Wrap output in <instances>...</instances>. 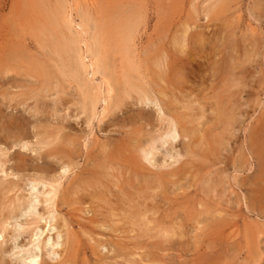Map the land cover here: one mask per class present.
Here are the masks:
<instances>
[{
	"label": "rangeland",
	"instance_id": "obj_1",
	"mask_svg": "<svg viewBox=\"0 0 264 264\" xmlns=\"http://www.w3.org/2000/svg\"><path fill=\"white\" fill-rule=\"evenodd\" d=\"M42 1L45 6L49 7H53V5L55 4L54 2H56V0ZM68 3H70L69 6L71 10V18L73 17V23L79 21L77 19L79 18V11L77 7L80 8L81 4V9H85L86 11L88 10L87 12H89L88 14L91 15V18H93L95 21L97 20V23L99 22V24L103 22V19L111 20L112 22V20H114L116 16H130V19H132L135 23V30L133 35V38L135 39H133L134 44L132 45V50L133 53L138 57L136 58L137 60L135 59L138 70L136 69V71L132 75H141L140 73L145 75L148 74L146 75V78L149 81V87L151 86L154 92H156V90L158 91L160 88H162L161 91H165L166 96L161 98V105L169 106L170 110H173H171L172 114H176L177 116H179L178 118L183 122L180 124V128L183 129H179V133H181V136L175 139L176 143L175 141L173 143L176 145V148H183V150H187L189 153L185 157H181L178 162L170 163L169 165L167 164L170 162V159L167 156L163 155V148H161L162 152L160 151L155 154L154 157L157 158L152 162L153 164L151 163V161L155 158H153L150 161L151 164H149L146 161L144 162V160L139 157L138 146L143 144L149 135H155L160 123L158 120L159 111H157V105L154 106V104H151L152 102L147 103L149 106L146 107L147 104H145L144 106V103L143 105L142 103H133L132 101L134 100L126 98L127 101H131V103L122 106L121 111H110L106 113L107 115H104V117L98 120L99 111L102 106V102L99 101L98 103H96V105H98L97 107H95V112H97L95 114V117L93 116L91 118V120L89 121L90 123L88 122L87 124H85L86 114L84 115V113H81L74 116L75 110H72L73 106H70V109L72 110L71 114L73 115L69 116V118L66 117L67 115L64 116L68 113V110H63L65 114L63 113V111L61 112L63 116L59 112V116H61L59 117L58 112L52 114L50 113V115H48L49 111L48 109H45V112H42L44 114L34 113L32 109L26 107L27 104H33V99L28 96L30 92L27 91L29 89L31 91V88L40 87V82L37 81L40 79V76L36 75V73L35 75L38 77L37 80L33 75L20 76L18 78L16 77L17 75H15V73H9L10 75L2 77L0 79V148H7L8 152L6 157H8V160L2 166L3 169L7 167V169H5V172H1L0 170V181H14V183L19 184V189H16V187L13 190V193L8 192L6 194V198L15 197L16 194L22 195V193H24L23 196L26 198V196L28 195V186L25 184L27 182L24 181H28V179L35 177L37 174H41V172L43 173L42 175H45L46 172H48L46 176L48 178L59 177V175H61L59 173L61 170V163L58 160V156L63 154V151L69 150L68 152H70L69 154L72 166L69 169V172L67 171L64 174L65 177L63 175V177L60 178L61 184L58 189L59 192H57V207L56 211H54L53 213L55 219L52 218L49 221V224L51 223L56 228H54L53 231L50 230L52 235L50 234V232H48L49 230H47L44 231L41 236H45V238L47 236H50L52 238L53 236H56V233H59V238L56 239V237H53V240L58 241L60 239L58 243L62 241L61 243H59L62 247L64 246L65 241L64 236H66V245H68L67 249H69L70 251H66L67 253H69L64 254L63 256L60 255L59 258L51 257V259H49L42 247L41 263L39 264H49L51 260V264H58L56 263L57 259L58 261H61L62 259H64V261L66 260V262L62 264H132V262H134L133 264H264V159L260 169L258 167L259 164L257 160L258 151L261 152L262 157L264 158V151H262L264 150V0H224V2L222 3H220L219 0H68ZM76 3H78L79 5ZM38 4L39 0H0V55L1 53L4 54L9 51L20 52L24 60H27L29 57H36L40 59L39 61H44L42 62L43 65H49L47 67L49 69L51 68L50 70H53L55 72V70H57L56 66H58L57 56L54 53L53 55L55 56H52L51 50L50 48H48L50 47L48 42L45 43L44 41L53 40L57 32L49 31L48 29L45 30L46 33L44 32V30L40 31L43 27H40L41 25H43V17L41 15L42 13L40 11V8L38 7ZM75 4L77 5V7H75ZM87 7H89V9H87ZM118 14L121 15L119 16ZM183 24H187L189 28L186 33L187 52H184V55L183 53L175 51L172 44L173 36L180 32L181 26ZM73 28L76 29V26L74 25ZM88 33L90 34L91 31L88 30ZM89 34L86 35L89 36ZM137 36H139V38H137ZM48 37L50 40L48 39ZM136 39H139V41H136ZM198 41H200L201 43H198ZM189 43L194 44H191V46L189 45ZM47 44L48 47L46 46ZM235 44H237V46ZM9 46L11 47L9 48ZM79 46L83 48L81 44ZM149 46L151 48H149ZM234 46H236L237 49ZM138 48L140 49L137 51ZM45 49L47 52L45 51ZM27 50L29 53L26 52ZM31 50L32 52L34 51L33 54L32 52H30ZM156 50L158 52H160L161 50H166V53L169 52L167 61L171 62L172 65V72L169 73V77H171V79H178V84L171 83L169 85H166L162 82H159V84H157L158 82L156 81H150L152 80L154 74H152V68L149 66V63L152 58V54L156 52ZM40 55L48 56V59H46L45 57H40ZM104 55L107 58V64L102 70L103 72L100 70L99 73L95 74V77L94 75L92 76L93 78L89 76V71L86 74L82 72L83 74L81 73V75L83 77L80 76L78 79H70L69 83L68 81H65V78H63L61 74H59V76L57 77L55 76L54 80L58 82V85L60 86V84H62L64 86V91H62L63 93H60L65 95V93L67 92L66 94L69 95L65 96H67L68 98L70 97L74 101L77 100L80 102L81 93L78 91L79 85L87 79L88 80L86 82L90 83L89 85H97L98 80L101 82L102 74V76H104L105 78L107 77L109 82L113 84V100H115L117 97L122 98L123 92L121 87L114 86L115 79L117 78V76H119V73L117 71L120 72V70H118V68L120 67L118 66L120 65L119 55L113 52V48L111 49L109 45L106 46ZM243 55L244 58H241L243 57ZM90 57L89 55H86V58H84L85 61L87 60L86 63L89 62L88 58L91 60ZM232 58L233 60L235 59L237 61L236 62L234 60L236 64L240 63L243 59V75H240L242 74V72H239L240 74L237 73V75H230L231 73L228 72V63L232 61ZM45 60H47L48 62ZM68 60L69 63H73L75 57L71 55ZM220 62L223 65H221ZM140 65L142 67H140ZM221 66L224 69H227V71L225 70L227 74L224 73L225 71ZM225 66H227V68ZM188 69H192V71H188ZM138 71L141 72L138 73ZM175 71L177 72L175 73ZM236 71H239V69H235L234 72ZM244 72L247 73L245 74ZM224 74L228 76L226 77L224 76ZM175 75H177V77ZM239 75L241 80H239V77L238 79L237 77L234 78L235 76ZM138 76L133 77L132 81L134 83H139L138 79L140 78V76ZM241 76H243V78ZM29 77L32 78L30 79ZM17 79H19V82ZM229 79H231L232 83L235 81L236 84L229 83ZM238 80L241 82V85H239L240 82H236ZM28 83H36V85L33 84L28 86ZM150 83L154 88L152 87V85H150ZM73 84H75L74 87ZM184 85L186 90H184ZM174 86L175 88H173ZM24 87L27 89H25ZM222 88H224L225 90L223 89L222 91ZM199 89H201V91H204L200 92ZM18 91H20V93ZM48 92H41V101L44 103L48 102L47 104L49 105H56V101H53L54 97L57 96L56 92ZM220 92L223 93L218 94ZM175 94H178L177 97ZM179 94L182 96L181 98H179ZM183 94L185 95V97ZM200 94H203L204 97ZM21 95L22 97H20ZM187 95H189L190 99L193 100V102H191V105L190 102H187ZM12 96L13 98L17 97L18 100L17 98L13 99ZM199 97L204 102H202ZM214 97H216V99ZM43 99L45 100L43 101ZM174 99H178L177 102L174 101ZM180 99L184 101V104L182 100V104L179 103ZM219 99H221L220 104L218 102L220 101ZM223 100L226 102L224 103ZM18 102L19 104H16ZM175 102L177 103V105ZM186 104L189 105L187 106ZM212 105L215 112L212 110V108H210ZM140 108L143 110H141ZM196 108H200L204 113H202L203 117L199 119L200 121L197 120V113H199V111ZM212 111L214 115L211 114ZM236 114L238 117L236 116ZM151 116L152 118L155 117L153 118L154 120H152V118L151 120L147 119ZM156 116L158 117L156 118ZM213 118L214 122L212 121ZM232 118H235V120H233ZM219 119L222 120L219 121ZM223 119L226 122L223 121ZM10 121L21 123L22 125L24 124L21 127L22 129L20 130V135H24L22 142L25 139L27 140L24 147L13 145L14 139L12 138L14 129L11 128L10 130V128L8 127L9 125L7 126ZM136 121L138 122L136 123ZM148 122H150L152 125L154 124V128ZM219 122H221L222 124ZM223 122L225 124H227V122H230L229 126L227 125L226 128V125H224ZM147 123L148 127L150 126L149 128L146 126ZM202 124L203 126H201ZM216 125L217 128H213ZM198 127L199 129H197ZM229 128H231V130L233 129V132H231ZM58 129H61L63 131L60 132L61 130ZM224 129L226 134L224 133ZM191 130L193 131L192 133ZM136 131H138L139 134ZM256 132L257 135H255ZM40 133L45 135L43 141H49V144L45 145L43 144L44 142H42V144L35 143V140L40 136ZM202 133L204 137L202 136ZM194 134H196V136ZM56 136L58 138L64 137V141L62 140L60 142V139H58ZM210 136L211 138H209ZM258 136L262 138H260L259 140V147H257V149L256 146ZM53 138H55L56 141ZM199 139L201 143H198ZM224 139L226 141V144H224L225 141L224 143H222ZM188 140H190V143ZM210 140L213 142L211 143ZM204 141H206L207 143L206 146L203 144ZM133 143L134 145H132ZM254 143L256 145H254ZM102 144L103 146H101ZM221 145H226L227 148L226 146H224L225 148L223 147L222 149ZM185 146H187V148ZM259 148L262 150H260ZM162 155L163 157H165V159L162 157ZM134 157H137L138 162L136 164L133 162ZM106 158L107 161L105 160ZM102 160H105V165H101V167L99 163L102 164ZM161 160L164 161L165 164H167L165 165ZM167 160H169V162H166ZM116 162L117 164H115ZM118 165H120V168L124 171L120 170ZM12 166L14 167L11 168ZM15 167L18 168L15 169ZM35 167L38 168L36 169L38 172L35 170ZM163 167L166 168L163 169ZM87 169L90 170V175L88 174L89 171H87ZM174 170L176 173H173V175H168L166 173L168 171L171 172ZM258 171L261 173V175ZM158 173L161 175V177H157L156 174ZM134 174L137 176H135ZM141 174L144 175L141 176ZM97 175L99 176V178ZM108 175L109 177H107ZM81 178L84 180H82ZM125 179L126 181L124 182ZM79 180L81 181V183L79 182ZM97 180L101 182L99 183ZM205 180L211 187H205L206 184L203 182ZM75 182L78 185H76ZM21 184L25 185H23L22 187ZM85 184L87 185V187ZM75 187H77L79 191ZM104 187L106 190L104 189ZM106 187H109V191ZM129 187L131 189H129ZM37 188L41 190L42 186L38 185ZM87 188L89 189V192ZM139 188L141 189V191ZM21 189L22 191H20ZM154 189L155 191H153ZM130 190L131 192H129ZM24 191L26 192V194ZM75 191H77V193ZM78 192L81 194L79 195ZM126 192L129 193V195H127ZM153 193L155 194V197ZM61 194L64 195H62V198L60 199L59 196H61ZM131 194L134 195L133 201H135V206H139V208H142L140 207L142 205L143 207H147L149 210L151 209V212H148L147 216L149 218L151 217L150 219L152 222L151 225L149 224V228L146 227L145 230L147 231H141V229H139L140 226H136L134 230L130 231V225L127 224L126 221L121 223L117 222L116 225L112 224V221L117 216H112V218L109 213L111 212L110 210H115L118 212V210L125 209L127 207H125V205L128 204V201L131 199ZM37 195L38 197L40 196V194ZM63 196H65L66 200ZM40 197L39 200L41 199ZM77 197L81 200H79ZM1 198L2 197L0 196V200ZM6 198L4 200L2 199L4 203H0V207L4 204L2 206V211H4L6 203L8 202V199L6 200ZM59 201H61L62 203H59ZM123 201L125 203L121 204V202ZM83 202L85 203L83 204ZM155 202H157L158 204H155ZM60 204L61 206H59ZM95 204L96 206H94ZM89 205L92 207L91 210L89 209ZM94 207H96L95 211L93 209ZM42 208H44V205L39 203L38 205H36L35 210L37 209V211L42 212ZM154 213L156 214V217ZM151 214H154V216H152ZM28 215V213L21 214L17 218V221L22 223L33 218V215ZM217 215L218 218L216 217ZM210 217L212 218L208 220V218ZM175 221H177V223ZM179 222H181V224ZM43 223V221L37 222L38 229L45 230L46 226L45 223ZM101 223L105 224L104 228L100 227ZM13 224L14 220L12 219L9 222L8 228H11V230L16 228V226H13ZM155 224L160 226L158 227ZM172 224H174V227L172 226ZM23 225L25 227V224ZM177 228H179V231H181L182 237H168L166 235V237H168L167 241V238L164 237L165 235L161 234L162 230H166L167 232H170L172 230L178 231L176 230ZM29 230L30 229L26 228L25 230L20 232V234L18 235L19 238L17 237V239L14 241L10 239L11 241L8 240L6 241V243L2 242L1 247L5 249L6 246L10 248V246L12 247V245L16 243L25 244L29 238ZM150 230L152 233L150 232ZM54 231L55 233H52ZM157 231H159V233ZM137 232L138 236H136ZM97 233L100 234L98 235ZM160 234L162 235V237ZM61 236H63V239ZM89 236H91V239ZM131 238H133L134 240ZM92 239L93 244H95L94 246L90 242ZM164 240L166 241V243ZM10 253L11 252L2 253L0 258L3 261H7L9 264H14V258H17V256L21 255L22 252L15 254L11 253L14 254L11 256L9 255ZM114 253H116V255ZM43 256H45L46 258ZM64 256L67 258H64ZM151 256H153V258ZM158 261L161 263H159Z\"/></svg>",
	"mask_w": 264,
	"mask_h": 264
},
{
	"label": "bare ground",
	"instance_id": "obj_2",
	"mask_svg": "<svg viewBox=\"0 0 264 264\" xmlns=\"http://www.w3.org/2000/svg\"><path fill=\"white\" fill-rule=\"evenodd\" d=\"M73 1V0H72ZM77 1V0H76ZM81 1H84V0H81ZM212 1V0H211ZM217 1V0H216ZM48 2V1H47ZM92 2V1H91ZM219 2L220 3H222V2H224V0H219ZM55 4L53 5V7H49V6H45L44 5V3H43V1L42 0H39V4H38V7L40 8V11H41V15H42V17H43V21H42V24L43 25H41L40 27H42L41 28V30L40 31H42V30H44V32H45V30H49V31H55V32H57L55 35V38L53 39V40H50L49 39V37H48V39L50 40V41H46L45 39V43L46 42H48V44H49V46L50 47H48V44L46 45L48 48H50V50H51V54H52V56H57V64H58V66H56L57 67V70H55L54 68V70H55V72L53 71V70H50L47 66H49V65H43V63L42 62H44V61H39L40 59H38V58H36V57H27L28 59L27 60H24L23 58H22V55H21V53L20 52H14V51H9V52H6V53H4V54H2L1 53V55H0V79L2 78V77H4V76H6V75H10L9 73H15V75H17L16 77H20V76H27V75H33V76H35V79L37 80L38 79V77L36 76V75H39L40 77V79L39 80H37V81H39L40 82V87H35V88H31V87H29V88H31V91H30V89L27 91V92H30L29 93V97L30 98H32L33 99V104L31 105V104H27L26 105V107H28L29 109H32V111H34V113H42L45 109H48V111H49V114L48 115H50V113L52 114V113H55V112H58V116H59V112L61 113L63 110H68V113L67 114H65L64 113V111H63V113L65 114L64 116H66V117H68L69 118V116H71V115H73V114H71V111L72 110H75V114H74V116H76V115H78V114H83L84 113V115L86 114V120H85V124H87L90 120H91V118L94 116L95 117V114L97 113V112H95V107H97V105H96V103H98L99 101H101L102 102V106H101V109H100V111H99V119L98 120H100L102 117H104V115H107L106 113H108V112H110V111H113V112H115V110H120L121 111V109H122V106H124V105H126V104H129V103H131V101H127V99L126 98H130V99H132V100H134V101H132L133 103H142V105H143V103H144V106H145V104H147V103H151V104H154V106L155 105H157V107L156 108H158V110L157 111H159V117L158 116H156V118L158 117V120H159V126H158V128H157V131H156V133H155V135H149L148 136V138L145 140V142L143 143V144H141V145H139L138 146V150H139V157L142 159V160H144V162L146 161L147 163H149V164H151L154 160H156V158L154 157L155 156V154L157 153V152H160L161 151V148H163L162 150H164V153H163V155L164 156H167L169 159H170V162H169V160H167L166 162H169L167 165H169L170 163H176V162H178L179 161V159L181 158V157H185L189 152L187 151V150H183V148H176V145L173 143L174 141H175V139L176 138H178V137H180L181 136V133H179V129H183V128H180V124L181 123H183L182 122V120L181 119H179L178 117L179 116H177L176 114L174 115V114H172V111L170 110V108H169V106H162L161 105V103H160V100H161V98L162 97H164V96H166V93H165V91H161L162 90V88H160L158 91L156 90V92H154L153 90H152V88H151V86L149 87V85H148V80H147V78H146V75H148V74H142V73H140L139 71H138V73H140L141 75H139L140 76V78L138 79V81H139V83L137 84V83H134L133 81H132V79H133V77H137L138 75H132L135 71H136V69L138 68V66H136V61H135V59L136 58H138L134 53H133V50H132V45L134 44L133 43V39H135V38H133V35H134V30H135V23H134V21L132 20V19H130V16L128 15L127 17H117L116 16V18L114 19V20H112V22H111V20H104L103 18V22L101 23V24H99V22L97 23V20L95 21L93 18H91V15H89L88 13L89 12H87L85 9H81L82 7H81V5H80V8L79 7H77V5L76 4H78V3H76L75 4V7H77L78 8V16H79V18H77L79 21L78 22H76V23H73V20H72V18H71V10H70V3H68V0H56V2H54ZM216 3V2H215ZM87 4H88V2H87ZM94 4V3H93ZM71 5H73V4H71ZM79 5V4H78ZM91 5V4H90ZM124 5V4H123ZM121 6V5H120ZM134 6V5H133ZM217 6V5H216ZM74 7V8H75ZM86 7V6H85ZM91 7V6H90ZM135 7V6H134ZM84 8V7H83ZM92 8V7H91ZM90 8V9H91ZM147 8V7H146ZM87 9H89V7H87ZM97 9V8H96ZM217 9V8H216ZM73 10H76V9H73ZM119 10H121V9H119ZM192 10V9H191ZM190 10V11H191ZM224 10V9H223ZM96 11V10H95ZM118 11V10H117ZM141 11V10H140ZM214 11V10H213ZM91 12V11H90ZM93 12V11H92ZM102 12V11H101ZM212 12V11H211ZM104 13H106V12H104ZM123 13V12H122ZM198 13V12H197ZM115 14V13H114ZM99 15V14H98ZM105 15V14H104ZM119 15V14H118ZM121 15V14H120ZM119 15V16H120ZM73 16V15H72ZM195 16V15H194ZM134 17V16H133ZM132 17V18H133ZM136 17V16H135ZM197 17V16H196ZM105 18H107V17H105ZM212 18V17H211ZM210 18V19H211ZM136 19V18H135ZM208 19V18H207ZM39 20V19H38ZM41 20V19H40ZM144 22V21H143ZM187 23V22H186ZM188 24V23H187ZM187 24H183L182 26H181V30H180V32L179 33H177L175 36H173V39H172V44H173V46H174V49H175V51H177V52H179V53H183V55H184V52H187L186 51V33H187V30L189 29L188 28V25ZM214 24V23H213ZM74 25L76 26V29H74L73 27H74ZM178 25V24H177ZM38 26V25H37ZM104 26V27H103ZM106 26V27H105ZM192 26V25H191ZM194 26V25H193ZM39 27V26H38ZM140 27V26H139ZM144 27V26H143ZM91 28V29H90ZM108 28V29H107ZM39 29V28H38ZM74 29V30H73ZM33 30V29H32ZM88 30L89 31H91V33L89 34L88 33ZM137 30V29H136ZM142 30V29H141ZM42 33V32H41ZM46 33V32H45ZM44 33V34H45ZM52 33V32H51ZM54 34V33H53ZM86 34H89V36L88 35H86ZM36 35V34H35ZM59 35H61V36H59ZM136 35V34H135ZM139 35H140V32H139ZM52 36V35H51ZM38 37V36H37ZM189 37V36H188ZM22 38V37H21ZM51 38V37H50ZM137 38H139V36H137ZM52 39V38H51ZM160 39V38H159ZM195 39H196V35H195ZM22 40V39H21ZM26 40V39H25ZM28 40V39H27ZM161 40V39H160ZM20 41V40H19ZM29 41V40H28ZM31 41V40H30ZM52 41V42H51ZM136 41H139V39L137 40L136 39ZM188 41H190V40H188ZM10 42H12V41H10ZM14 42V41H13ZM22 42V41H21ZM51 42V43H50ZM141 42H143V41H141ZM200 41H198V43H199ZM231 42V41H230ZM234 42V41H233ZM16 43V42H15ZM15 43H12V44H15ZM25 43H26V41H25ZM158 43V42H157ZM164 43V42H163ZM162 43V44H163ZM167 43H168V41H167ZM201 43V42H200ZM235 43V42H234ZM254 43V42H253ZM11 44V43H10ZM82 45L83 46V48H81L79 45ZM154 44V43H153ZM191 44H194V43H191ZM190 43H189V45H191ZM231 44V43H230ZM33 45H35V44H33ZM37 45V44H36ZM107 45H109V47L112 49L113 48V52H115V53H117L118 55H119V59H120V65H118V66H120L119 68H118V66H117V68H118V70H120V72L119 71H117L118 73H119V76H117V78L115 79V83H114V86H118V87H121V89H122V92H123V95H122V98H116L115 100H113L114 98H113V84H111V82H109V80H108V78L106 77H104V76H102V74H101V82L98 80V84L97 85H89L90 83H87L86 81L88 80H84V82H82L81 83V81H80V85H79V88H78V91L81 93V97H80V102L79 101H74V100H72L70 97L68 98L67 96H65V95H69V94H66L65 93V95H63L62 93V91H64L63 90V85L62 84H60V86L58 85V82H56L55 80H54V78H55V76L57 77V76H59V74H61L62 76H63V78H65V81H68V83L70 82V79L72 80V79H78L80 76H82L81 75V73L83 72V73H87L88 71H89V73H90V75L89 76H93L94 75V77H95V74L96 73H99L100 72V70L102 71L103 69H104V67L106 66V56L104 55V51H105V49H106V46ZM156 45V44H155ZM165 45V44H164ZM198 45V44H197ZM234 45V44H233ZM236 46H237V44H235ZM138 46V45H137ZM192 46V45H191ZM231 46V45H230ZM236 46H234L235 48H236ZM4 47V46H3ZM8 47V46H7ZM11 46H9V48H10ZM15 47V46H14ZM18 47H19V45H18ZM148 47V46H147ZM143 48V47H142ZM149 48H151L150 46H149ZM172 48V47H171ZM200 48V47H199ZM239 48V47H238ZM20 49V48H19ZM27 49V48H26ZM109 49V48H108ZM140 48H138L137 49V51L139 50ZM157 49V48H156ZM159 49V48H158ZM237 49V48H236ZM34 50V49H33ZM42 50V49H41ZM142 50V49H141ZM168 50V49H167ZM170 50V49H169ZM194 50V49H193ZM234 50V49H233ZM43 51H44V49H43ZM45 51H46V49H45ZM109 51V50H108ZM143 51V50H142ZM237 51V50H236ZM26 52H28V50L26 51ZM30 52H32V50L30 51ZM34 52V51H33ZM33 52H32V54H33ZM47 52V51H46ZM140 52V51H139ZM152 52V51H151ZM190 52V51H189ZM231 52V51H230ZM29 53V52H28ZM48 53H50V52H48ZM53 53L55 54V55H53ZM106 53V52H105ZM109 53H111V52H109ZM136 53V52H135ZM144 53H146V52H144ZM150 53V52H149ZM195 53V52H194ZM232 53V52H231ZM23 54V53H22ZM41 54V53H40ZM51 54H50V57H51ZM139 54V53H138ZM168 54H169V52H167L166 53V50H161L160 52H158L157 50H156V52H154L153 54H152V58H151V60H150V67L152 68H150L151 70H152V74H154L153 75V77H152V80H150V81H156V82H158L157 84H159V82H162V83H165L166 85H169V84H171V83H173V84H178V79L176 80L175 78H172L171 79V77H169L170 75H169V73L170 72H172V65H171V62H169V61H167V56H168ZM175 54V53H174ZM196 54V53H195ZM239 54V53H238ZM240 54H242V53H240ZM24 55V54H23ZM29 55V54H28ZM31 55V54H30ZM71 55H73V57H75V60H73V63H69V60H68V58L71 56ZM86 55H89V57L91 58V60L88 58V60H89V62L88 63H86V61H85V59L84 58H86ZM107 55V54H106ZM114 55H116V54H114ZM192 55H193V53H192ZM233 55V54H232ZM234 55H237V54H234ZM113 56V55H112ZM226 56H227V54H226ZM40 57H45L46 59H48V56H43V55H40ZM39 57V58H40ZM172 57V56H171ZM181 57V56H180ZM195 57V56H194ZM233 57H235V56H233ZM240 57V56H239ZM139 58H141V57H139ZM142 58H143V56H142ZM224 58V57H223ZM230 58V57H229ZM238 58V57H237ZM241 58H244V55H243V57H241ZM43 59V58H42ZM118 59V60H119ZM147 59V58H146ZM188 59V58H187ZM231 59V58H230ZM246 59V58H245ZM50 60V59H49ZM137 60V59H136ZM144 60V59H143ZM183 60V59H182ZM221 60V59H220ZM228 60V59H227ZM227 60H225V61H227ZM235 60V59H234ZM233 60V58H232V61H230L228 64H229V69H228V72L229 73H231L230 75H232V74H236L237 75V73H239V72H242V74H240V75H243V70H242V66H243V59H242V61L240 62V63H237L236 64V62ZM248 60V59H247ZM45 61H47V60H45ZM55 61V60H54ZM174 61V60H173ZM222 61H224V60H222ZM240 61V60H239ZM246 61V60H245ZM48 62V61H47ZM138 62V61H137ZM144 62V61H143ZM182 62V61H181ZM23 63V64H22ZM46 63V62H45ZM115 63V62H114ZM145 63H147V62H145ZM174 63V62H173ZM188 63V62H187ZM221 63V62H220ZM227 63V62H226ZM141 64V63H140ZM185 64V63H184ZM189 64H190V62H189ZM189 64H187V65H189ZM192 64V63H191ZM195 64V63H194ZM225 64V63H224ZM139 65V64H138ZM221 65H223L222 63H221ZM226 65V64H225ZM54 66V65H53ZM184 66V65H183ZM191 66V65H190ZM112 67V66H111ZM140 67H142L141 65H140ZM147 67V66H146ZM146 67H144V68H146ZM181 67V66H180ZM185 67V66H184ZM222 67V66H221ZM226 68H227V66H225ZM113 68V67H112ZM186 68H187V66H186ZM190 68V67H189ZM223 68V67H222ZM110 69V68H109ZM143 69V68H142ZM183 69V68H182ZM224 69V68H223ZM235 69H239V71H236V72H234L235 71ZM244 69V68H243ZM246 69V68H245ZM138 70V69H137ZM140 70V69H139ZM149 70V69H148ZM177 70V69H176ZM190 69H188V71H189ZM227 71V69H224V71ZM109 71V70H108ZM174 71V70H173ZM178 71V70H177ZM177 71H175V73L177 72ZM184 71V70H183ZM190 71H192V69L190 70ZM223 71V72H224ZM226 71L224 72V73H226ZM245 71V70H244ZM103 72V71H102ZM107 72V71H106ZM115 72V71H114ZM145 72V71H144ZM186 72H187V70H186ZM35 73H36V75H35ZM82 73V74H83ZM185 73V72H184ZM245 73V72H244ZM247 73V72H246ZM245 73V74H246ZM113 74V73H112ZM116 74V73H115ZM152 74H151V76H152ZM173 74V73H172ZM187 74V73H186ZM193 74V73H192ZM227 74V73H226ZM226 74H224V76H226ZM249 74V73H248ZM13 75V74H12ZM108 75V74H107ZM183 75V74H182ZM190 75V74H189ZM197 75V74H196ZM240 75L239 76H235L234 78H236L237 77V79H238V77H239V80H241V78H240ZM138 76V77H139ZM176 77H177V75H175ZM202 76V75H201ZM228 76V75H227ZM226 76V77H227ZM234 76V75H233ZM13 77V76H12ZM83 77V76H82ZM167 77V78H166ZM179 77V76H178ZM181 77V76H180ZM188 77V76H187ZM190 77V76H189ZM242 78H243V76H241ZM245 77V76H244ZM248 77V76H247ZM15 78V77H14ZM14 78H11V79H14ZM30 78V77H29ZM32 78V77H31ZM30 78V79H31ZM85 78V77H84ZM88 78H90V77H88ZM93 78V77H92ZM91 78V79H92ZM98 78V77H97ZM191 78V77H190ZM196 78V77H195ZM223 78V77H222ZM16 79V78H15ZM95 79V78H94ZM183 79H184V76H183ZM188 79V78H187ZM186 79V80H187ZM227 79V78H226ZM3 80V79H2ZM7 80V79H6ZM18 80V82H19V79H17ZM16 80V81H17ZM170 80H171V82H170ZM230 80V82L229 83H232L231 82V79H229ZM236 81V82H240V81ZM10 81V80H9ZM57 81H59V80H57ZM97 81V80H96ZM180 81V80H179ZM182 81V80H181ZM184 81V80H183ZM233 81V80H232ZM5 82V81H4ZM11 82V81H10ZM22 82V81H21ZM73 82V81H72ZM93 82V81H92ZM100 82V83H99ZM185 82V81H184ZM190 82V81H189ZM228 82V81H227ZM96 83V82H95ZM202 83V82H201ZM233 83H235V81L233 82ZM232 83V84H233ZM18 84H20V83H18ZM34 84V83H33ZM33 84H29L28 83V86L29 85H33ZM183 84V83H182ZM184 84H186V83H184ZM197 84H199V83H197ZM236 84V83H235ZM24 85V84H23ZM34 85H36V83L34 84ZM150 85H152L151 83H150ZM162 85V84H161ZM191 85V84H190ZM239 85H241V82H240V84ZM15 86H16V84H15ZM67 86V85H66ZM69 86V85H68ZM75 86V84H73V87ZM155 86H156V84H155ZM163 86V85H162ZM180 86V85H179ZM33 87V86H32ZM152 87H153V85H152ZM182 87V86H181ZM187 87V86H186ZM191 87V86H190ZM199 87H200V85H199ZM224 87V86H223ZM25 88V87H24ZM68 88V87H67ZM76 88V87H75ZM150 88V89H149ZM154 88V87H153ZM157 88V87H156ZM173 88H175V86L173 87ZM180 88V87H179ZM184 88H185V85H184ZM221 88V87H220ZM21 89H23V88H21ZM25 89H27V88H25ZM74 89V88H73ZM168 89V88H167ZM205 89V88H204ZM223 89L224 88H222V91H223ZM58 90V91H57ZM66 90V89H65ZM182 90V89H181ZM184 90H186V88L184 89ZM193 90V89H192ZM200 90V92H202V91H204V90H202L201 91V89H199ZM225 90V89H224ZM50 92V91H52V93L53 92H56V94H57V96L56 97H54V102L56 101V105H49V104H47V103H44V102H42L41 101V99H40V97H42V95H41V92ZM70 91V90H69ZM172 91V90H171ZM170 91V92H171ZM177 91V90H176ZM195 91V90H194ZM197 91V90H196ZM214 91V90H213ZM19 93H20V91H18ZM48 92V93H49ZM60 92H62V93H60ZM71 92V91H70ZM188 92V91H187ZM186 92V93H187ZM191 92V91H190ZM72 93V92H71ZM174 93H175V91H174ZM182 93H184V92H182ZM185 93V94H186ZM189 93V92H188ZM221 93H223V92H220V93H218V94H221ZM56 94H54V95H56ZM78 94V93H77ZM168 94V93H167ZM191 94V93H190ZM194 94V93H193ZM13 95V94H12ZM45 95V94H44ZM176 95V97H177V95L178 94H175ZM184 95V94H183ZM201 95V94H200ZM203 95V94H202ZM201 95V96H202ZM214 95V94H213ZM224 95V94H223ZM234 95V94H233ZM4 96V95H3ZM73 96V95H72ZM76 96V95H75ZM179 98H181L182 96L179 94ZM200 96V97H201ZM216 96V95H215ZM20 97H22V95L20 96ZM19 97V98H20ZM52 97V96H51ZM168 97V96H167ZM171 97H173V96H171ZM184 97H185V95H184ZM183 97V98H184ZM189 99H188V98ZM187 97H186V99H187V102L189 103L190 102V105L192 104L191 102H193V100H191L190 99V96L189 95H187ZM194 97V96H193ZM200 97H199V99H200ZM203 97H204V95H203ZM12 98H13V96H12ZM15 98V97H14ZM13 98V99H14ZM17 98V97H16ZM15 98V99H16ZM175 98V97H174ZM212 98V97H211ZM215 99H216V97H214ZM238 98V97H237ZM172 99V98H171ZM226 99H227V97H226ZM229 99H231V98H229ZM17 100H18V98H17ZM45 99H43V101H44ZM178 100V99H177ZM177 100H175L174 99V101H176L177 102ZM181 100L182 99H180V101H179V103H181ZM201 100V99H200ZM220 101H218L219 102V104H220V102H221V99H219ZM240 100V99H239ZM21 101V100H20ZM111 101H113V102H111ZM173 101V102H174ZM183 101V100H182ZM202 101V100H201ZM216 101V100H215ZM24 102V101H23ZM175 102V103H176ZM202 102H204V101H202ZM209 102V101H208ZM223 102L225 103L226 101H224L223 100ZM186 103V102H185ZM199 103V102H198ZM197 103V104H198ZM16 104H19V102L18 103H16ZM182 104V103H181ZM183 104H184V101H183ZM196 104V103H195ZM204 104V103H203ZM218 104V103H217ZM132 105V104H131ZM175 105V104H174ZM176 105H177V103H176ZM187 105V104H186ZM189 105V104H188ZM187 105V106H188ZM205 105V104H204ZM214 105V104H213ZM213 105L210 107V108H212V110H213ZM230 105H232V104H230ZM70 106H73V109L71 110L70 108ZM147 106H149L148 104L146 105V107ZM172 106V105H171ZM199 106V105H198ZM217 106V105H216ZM227 106H228V104H227ZM227 106H225V107H227ZM153 107V106H152ZM164 107V108H163ZM191 107V106H190ZM232 107V106H231ZM144 108V107H143ZM155 108V107H154ZM173 108V107H172ZM203 108V107H202ZM217 108V107H216ZM219 108V107H218ZM222 108H223V106H222ZM221 108V109H222ZM123 109H125V108H123ZM141 109V108H140ZM182 109V108H181ZM187 109H188V107H187ZM196 109H198V108H196ZM208 109V108H207ZM215 109V108H214ZM220 109V108H219ZM236 109V108H235ZM70 110V111H69ZM129 110V109H128ZM141 110H143V109H141ZM156 110V109H155ZM210 110V109H209ZM225 110V109H224ZM198 111H199V113H197L198 114V116H197V120H199V119H201L203 116H202V111L203 110H201L200 108L198 109ZM205 111V110H204ZM214 112H215V110H213ZM213 111H212V113L211 114H213ZM227 111V110H226ZM230 111V110H229ZM45 112V111H44ZM124 112H126V111H124ZM123 112V113H124ZM145 112V111H144ZM143 112V113H144ZM154 112V111H153ZM234 112V111H233ZM147 113V112H146ZM186 113V112H185ZM42 114H44V113H42ZM62 114V113H61ZM136 114V113H135ZM149 114V113H148ZM148 114H146V115H148ZM182 114V113H181ZM204 114V113H203ZM210 114V113H209ZM216 114V113H215ZM231 114V113H230ZM46 115V114H45ZM55 115H57V114H55ZM117 115V114H116ZM150 115V114H149ZM152 115V114H151ZM156 115V114H155ZM184 115V114H183ZM214 115V114H213ZM212 115V116H213ZM233 115V114H232ZM231 115V116H232ZM239 115V114H238ZM62 116H63V114H62ZM129 116H130V114H129ZM182 116V115H181ZM186 116V115H185ZM217 116V115H216ZM220 116V115H219ZM224 116V115H223ZM222 116V117H223ZM234 116V115H233ZM236 116H237V114H236ZM5 117V116H4ZM59 117H61V116H59ZM134 117H135V115H134ZM140 117H141V115H140ZM221 117V116H220ZM219 117V118H220ZM225 117V116H224ZM238 117V116H237ZM63 118V117H62ZM151 118H152V116L150 117V118H147V119H150L151 120ZM153 118H155V117H153ZM152 118V120H154ZM115 119V118H114ZM117 119V118H116ZM120 119V118H119ZM123 119V118H122ZM132 119V118H131ZM134 119V118H133ZM143 119V118H142ZM217 119H218V117H217ZM225 119V118H224ZM223 119V121H225ZM233 119V118H232ZM103 120V119H102ZM124 120V119H123ZM156 120V119H155ZM158 120H157V123H158ZM220 120H222V119H219V121ZM233 120H235V118L233 119ZM238 120V119H237ZM22 121V120H21ZM144 121V120H143ZM200 121V120H199ZM208 121V120H207ZM213 122H214V118H213V120H212ZM215 121H216V119H215ZM101 122V121H100ZM100 122H98V123H100ZM116 122V121H115ZM124 122V121H123ZM128 122H130V121H128ZM138 121H136V123H137ZM142 122V121H141ZM194 122V121H193ZM202 122V121H201ZM204 122V121H203ZM226 122V121H225ZM90 123V122H89ZM112 123V122H111ZM111 123H109V124H111ZM134 123V122H133ZM148 123H150V122H148ZM148 123L146 124V126L148 127ZM219 123H221V122H219ZM224 123V122H223ZM229 123L230 122H227V124H225L224 123V125H226L225 127L227 128V125L229 126ZM6 124V123H5ZM117 124V123H116ZM139 124V123H138ZM151 124V123H150ZM201 124V123H200ZM211 124H213V123H211ZM222 124V123H221ZM232 124V123H231ZM1 125H3V124H1ZM9 125V126H8ZM24 125V124H23ZM21 123H17V122H9V124H7V126L10 128V130H11V128L12 129H14L13 131V138L12 139H14V141H13V145H15V146H19V147H24L25 146V142L27 141L26 139L25 140H23V142H22V139L24 138V135H20L21 134V127L23 126ZM89 125V124H88ZM114 125V124H113ZM152 125V124H151ZM154 125V124H153ZM152 125V126H153ZM196 125V124H195ZM6 126V127H7ZM183 126V125H182ZM201 126H203V124L201 125ZM213 126V125H212ZM150 127V126H149ZM148 127V128H149ZM222 127H223V125H222ZM8 128V129H9ZM57 128V127H56ZM141 128V127H140ZM146 128V127H145ZM153 128H154V126H153ZM152 128V129H153ZM202 128V127H201ZM208 128V127H207ZM213 128H217V125L215 126V127H213ZM232 128V127H231ZM231 128H229L230 130H231ZM2 129V128H1ZM4 129V128H3ZM142 129V128H141ZM147 129V128H146ZM151 129V128H150ZM197 129H199V127L197 128ZM204 129V128H203ZM214 129V130H215ZM228 129V130H229ZM58 130H61V129H58ZM137 130V129H136ZM148 130V129H147ZM205 130H206V128H205ZM223 130V129H222ZM262 130V129H261ZM63 130H61L60 132H62ZM141 131V130H140ZM145 131V130H144ZM150 131V130H149ZM153 131V130H152ZM219 131H220V129H219ZM219 131H218V133H219ZM259 131V130H258ZM136 132H138V131H136ZM193 131L191 130V133H192ZM231 132H233V129L231 130ZM222 133V132H221ZM224 133L226 134V132H225V129H224ZM261 133V132H260ZM62 134V133H61ZM66 134V133H65ZM65 134H63V135H65ZM138 134H139V132H138ZM228 134V133H227ZM255 134V133H254ZM54 135V134H53ZM57 135V134H56ZM130 135V134H129ZM186 135H187V133H186ZM195 136H196V134H194ZM201 135V134H200ZM210 135V134H209ZM208 135V136H209ZM229 135V134H228ZM227 135V136H228ZM255 135H257V132H256V134ZM35 136V135H34ZM59 136V135H58ZM67 136V135H66ZM144 136V135H143ZM202 136H203V133H202ZM226 136V135H225ZM57 137V136H56ZM55 137V138H56ZM136 137V136H135ZM147 137V136H146ZM184 137V136H183ZM187 137V136H186ZM204 137V136H203ZM224 137V136H223ZM232 137V136H231ZM45 138V135L44 134H41L40 133V136L35 140V143H40V144H42V142H44L43 144H45V145H47V144H49L50 142L49 141H47V142H45V141H43V139ZM51 138V137H50ZM55 138H53V139H55ZM58 138V137H57ZM138 138V137H137ZM140 138V137H139ZM145 138V137H144ZM190 138V137H189ZM209 138H211V136L209 137ZM229 138V137H228ZM260 138H262V137H259L258 136V140H257V146H256V148L257 147H259L258 145V143H259V140H260ZM58 139H60V142L64 139V137H59ZM72 139V138H71ZM132 139V138H131ZM203 139H205V138H203ZM217 139V138H216ZM227 139V138H226ZM264 139V138H263ZM16 140V141H15ZM218 140V139H217ZM21 141V142H20ZM54 141V140H53ZM55 141H56V139H55ZM64 141V140H63ZM69 141V140H68ZM133 141H135V140H133ZM189 141V143H190V140H188ZM187 141V142H188ZM224 141H225V139L223 140V142L222 143H224ZM19 144H18V143ZM71 142V141H70ZM108 142V141H107ZM200 142V139H199V141H198V143ZM205 142V143H204ZM203 142V144L206 146L207 145V143H206V141H204ZM210 142L212 143L213 141H211L210 140ZM263 142V141H262ZM139 143H141V142H139ZM175 143H176V141H175ZM201 143V142H200ZM215 143V142H214ZM219 143H220V141H219ZM66 144V143H65ZM186 144V143H185ZM196 144V143H195ZM218 144V143H217ZM224 144H226V141H225V143ZM27 145V144H26ZM61 145V144H60ZM132 145H134V143L132 144ZM178 145V144H177ZM189 145V144H188ZM194 145V144H193ZM254 145H256L255 143H254ZM1 146V145H0ZM14 146V147H15ZM37 146V145H36ZM57 146V145H56ZM62 146H64V145H62ZM68 146V145H67ZM101 146H103V144L101 145ZM213 146V145H212ZM217 146V145H216ZM222 146V145H221ZM224 146H226V145H224ZM224 146H222V149H223V147ZM46 147V146H45ZM134 147V146H133ZM186 148H187V146H185ZM218 147V146H217ZM261 147V146H260ZM63 148H65V147H63ZM105 148H106V146H105ZM111 148V147H110ZM120 148V147H119ZM131 148V147H130ZM194 148V147H193ZM196 148V147H195ZM225 148V147H224ZM226 148H227V146H226ZM65 149H67V148H65ZM124 149V148H123ZM212 149V148H211ZM217 149V148H216ZM219 149H221V148H219ZM258 149V148H257ZM260 149V148H259ZM64 150V149H63ZM107 150V149H106ZM170 150H172V151H170ZM192 150V149H191ZM205 150V149H204ZM260 150H262V149H260ZM69 151V150H68ZM68 151H63V154H61V155H59L58 156V160L60 161V163H61V170H60V174L61 175H59V177H57V178H53V177H46L47 176V173L48 172H46V174L45 175H42L43 173L41 172V174H35L36 176L35 177H33V178H31V179H28V181H24V182H27V183H25L27 186H28V195L26 196V198L23 196V194L24 193H22V195H17L16 194V196L15 197H10V198H6V194L8 193V192H14L13 190L16 188V189H19L18 187H19V184H17V183H14V181L13 182H2V181H0V196L2 197L1 198V200H0V203L2 204V203H4L3 201H2V199L4 200L5 198H6V200L8 199V204L6 203V207H5V209H4V211H2V206L4 205H2L1 207H0V256L2 255V253H5V252H11V253H20V252H22L21 253V255H19V256H17V258H14L15 259V261H14V264H39V263H41V255H42V251H41V248L43 247V249L45 250V254L49 257V259H51V257L52 258H59L60 257V255H64V254H68L66 251H68L69 249H67V246L68 245H66V242H67V237L66 236H64L65 237V241H64V246L62 247L59 243H61L62 241H60L59 243H58V241L60 240H58V241H54L53 240V237L51 238L50 236H47L46 238H45V236L44 237H41L42 236V234H43V232L44 231H47V230H49L48 232H50V230L51 231H53L54 230V228H56V227H54L51 223V225L49 224V221H50V219H52V218H54V215H53V213H54V211H56V207H57V192H59L58 191V189H59V186H60V178L61 177H63V175L68 171L69 172V169L71 168V166H72V163H71V160H70V152H68ZM211 151V150H210ZM215 151V150H214ZM262 151H264V150H262ZM7 152H8V150H7V148H0V170H1V172H5V169H7V167L5 168V169H3L2 168V166L6 163V161L8 160V157H6L7 156ZM162 152V151H161ZM213 152V151H212ZM217 152V151H216ZM108 153V152H107ZM117 153V152H116ZM219 153H220V151H219ZM195 154V153H194ZM215 154V153H214ZM46 155V154H45ZM158 155V154H157ZM163 155H162V157H163ZM106 156V155H105ZM204 156V155H203ZM213 156V155H212ZM118 157V156H117ZM208 157V156H207ZM207 157H206V159H207ZM210 157V156H209ZM257 157H258V167H259V169H260V167H261V165H262V163H263V157H262V154H261V152H259L258 151V155H257ZM12 158V157H11ZM109 158V157H108ZM153 158H155V159H153ZM164 159H165V157H163ZM188 158V157H187ZM190 158H191V155H190ZM204 158V157H203ZM56 159V158H55ZM133 159V158H132ZM153 159V160H152ZM214 159V158H213ZM57 160V159H56ZM106 161H107V158L105 159ZM104 160V161H105ZM141 160V161H142ZM152 160V161H151ZM158 160V159H157ZM160 160V159H159ZM18 161V160H17ZM103 160H102V164L101 163H99L100 164V166L102 165V166H104L105 165V162H104ZM109 161H111V160H109ZM150 161H151V163H150ZM162 161V160H161ZM133 162L136 164L138 161H137V157H134V159H133ZM163 163H164V161H162ZM97 163V162H96ZM125 163V162H124ZM158 163V162H157ZM162 163V164H163ZM212 163V162H211ZM95 164V163H94ZM108 164H109V162H108ZM107 164V165H108ZM115 164H117V162L115 163ZM130 164V163H129ZM149 164H148V166H149ZM153 164V163H152ZM161 164V165H162ZM165 164V163H164ZM163 164V165H164ZM165 164V165H166ZM22 165V164H21ZM131 165V164H130ZM160 165V164H159ZM23 166V165H22ZM74 166V165H73ZM101 166V167H102ZM117 166V165H116ZM122 166V165H121ZM142 166H143V164H142ZM153 166V165H152ZM5 167V166H4ZM14 166H12L11 168H13ZM95 167V166H94ZM111 167H114V166H111ZM118 167L120 168V165H118ZM125 167V166H124ZM11 168H10V170H11ZM16 168H18V167H15V169ZM22 168V167H21ZM110 168V167H109ZM126 168V167H125ZM164 168H166V167H163V169ZM15 169H13V170H15ZM36 169H38V168H36L35 167V170ZM94 169V168H93ZM100 169V168H99ZM113 169V168H112ZM131 169V168H130ZM160 169V168H159ZM162 169V168H161ZM178 169V168H177ZM18 170V169H17ZM44 170V169H43ZM120 170H122L121 168H120ZM129 170V169H128ZM263 170V169H262ZM22 171V170H21ZM37 171V170H36ZM50 171H51V169H50ZM87 171H89V175H90V170H88L87 169ZM122 171H124V170H122ZM131 171V170H130ZM177 171V170H176ZM12 172V171H11ZM35 172V171H34ZM38 172V171H37ZM106 172H108V171H106ZM110 172V171H109ZM135 172V171H134ZM259 172V171H258ZM36 173V172H35ZM39 173H40V171H39ZM45 173V172H44ZM92 173H94V172H92ZM104 173V172H103ZM114 173H115V170H114ZM151 173V172H150ZM168 175H173V173H176L175 172V170L174 171H171V172H166ZM260 173V172H259ZM259 173H258V175H259ZM101 174V173H100ZM186 174V173H185ZM206 174V173H205ZM49 175V174H48ZM68 175V174H67ZM111 175V174H110ZM119 175V174H118ZM135 175V174H134ZM133 175V176H134ZM144 175V174H143ZM142 174H141V176H143ZM157 175V177H161V175L158 173V174H156ZM260 175H261V173H260ZM264 175V174H263ZM10 176V175H9ZM19 176V175H18ZM30 176H32V175H30ZM34 176V175H33ZM78 176V175H77ZM92 176V175H91ZM98 176V175H97ZM96 176V177H97ZM135 176H137V175H135ZM166 176V175H165ZM212 176V175H211ZM64 177H65V175H64ZM107 177H109V175L107 176ZM124 177V176H123ZM139 177V176H138ZM147 177V176H146ZM150 177V176H149ZM98 178H99V176H98ZM137 178V177H136ZM143 178V177H142ZM209 178V177H208ZM207 178V179H208ZM261 178V177H260ZM76 179V178H75ZM82 179V178H81ZM94 179V178H93ZM108 179V178H107ZM147 179V178H146ZM154 179V178H153ZM74 180V179H73ZM82 180H84V179H82ZM91 180H92V177H91ZM95 180V179H94ZM209 180V179H208ZM98 181V180H97ZM120 181V180H119ZM126 181V179L124 180V182ZM148 181H149V178H148ZM151 181H152V179H151ZM150 181V182H151ZM19 182V181H18ZM21 182V181H20ZM79 182L81 183V181L79 180ZM87 182V181H86ZM85 182V183H86ZM99 182V181H98ZM101 182V181H100ZM99 182V183H100ZM150 182H148V183H150ZM205 184H206V188H207V186L208 187H211V186H209V183L208 182H206V180L205 181H203ZM73 183V182H72ZM76 183V182H75ZM79 183V184H80ZM89 183V182H88ZM88 183H87V185H88ZM114 183V182H113ZM141 183V182H140ZM143 183V182H142ZM147 183V184H148ZM152 183V182H151ZM25 184H23V185H25ZM70 184V183H69ZM139 184V183H138ZM22 185V184H21ZM23 185H22V187H23ZM38 185H41L42 186V188H41V190L39 189V188H37V186ZM76 185H78L77 183H76ZM81 185V184H80ZM86 185V184H85ZM87 185H86V187H87ZM90 185V184H89ZM99 185V184H98ZM107 185V184H106ZM155 185V184H154ZM213 185V184H212ZM93 186V185H92ZM97 186V185H96ZM86 187H84V188H86ZM94 187V186H93ZM92 187V188H93ZM115 187V186H114ZM128 187V186H127ZM145 187H146V185H145ZM61 188V187H60ZM66 188H67V186H66ZM76 189H77V187H75ZM84 188H83V190H84ZM89 188V187H88ZM87 188V189H88ZM96 188V187H95ZM101 188V187H100ZM107 188V190H108V188L109 187H106ZM111 188V187H110ZM148 188V187H147ZM153 188H155V187H153ZM152 188V189H153ZM64 189V188H63ZM94 189V188H93ZM99 189V188H98ZM103 189V188H102ZM104 189H105V187H104ZM113 189V188H112ZM129 189H131L130 187H129ZM140 189V188H139ZM210 189V188H209ZM75 190V189H74ZM78 191H79V189H77ZM97 190V189H96ZM106 190V189H105ZM133 190V189H132ZM212 190V189H211ZM260 190H261V188H260ZM20 191H22V189L20 190ZM82 191V190H81ZM85 191H87V190H85ZM102 191H104V190H102ZM109 191V190H108ZM140 191H141V189H140ZM153 191H155V189L153 190ZM153 191H151V192H153ZM206 191V190H205ZM25 192V191H24ZM65 192V191H64ZM73 192V191H72ZM76 193H77V191H75ZM88 192H89V189H88ZM104 192H106V191H104ZM129 192H131V190L129 191ZM134 192V191H133ZM254 192V191H253ZM11 193V194H12ZM79 193V192H78ZM85 193V192H84ZM87 193V192H86ZM95 193V192H94ZM110 193H112V192H110ZM127 193V192H126ZM137 193V192H136ZM135 193V194H136ZM262 193V192H261ZM10 194V195H11ZM25 194H26V192H25ZM37 194H40V200H39V197H38V195ZM59 194V193H58ZM81 193H79V195H80ZM89 194V193H88ZM106 194V193H105ZM104 194V195H105ZM141 194V193H140ZM151 194V193H150ZM154 194V193H153ZM62 195H64V194H61V196H59V198L61 199L62 198ZM70 195H71V193H70ZM84 195V194H83ZM109 195V194H108ZM127 195H129V193H127ZM67 196V195H66ZM90 196V195H89ZM93 196V195H92ZM99 196V195H98ZM110 196V195H109ZM125 196V195H124ZM259 196V195H258ZM64 197V199H65V196H63ZM71 197V196H70ZM76 197V196H75ZM81 197V196H80ZM91 197V196H90ZM101 197V196H100ZM104 197V196H103ZM108 197V196H107ZM123 197V196H122ZM133 197H134V195H132L131 194V199L128 201V200H126V201H128V204H124L125 205V207H123V208H125V209H123V210H118V212L117 211H115V210H110L111 212H109L110 213V215H111V217L112 216H117V217H115V219L112 221V224L113 225H116L117 224V222H125L126 221V223L127 224H129L130 226V228H129V230L130 231H132V230H134V228L136 227V226H140V228L139 229H141V231H147V230H145L146 229V227L147 228H149V224L151 225V217L149 218L148 216H147V213L148 212H151V209L149 210L147 207H143L142 205L140 206V207H142V208H139V206H135V201H133ZM144 197V196H143ZM142 197V198H143ZM152 197V196H151ZM154 197H155V194H154ZM78 198V197H77ZM109 198V197H108ZM127 198V197H126ZM258 198V197H257ZM264 198V197H263ZM10 199V200H9ZM79 199V198H78ZM118 199V198H117ZM119 199H120V197H119ZM122 199V198H121ZM124 199V198H123ZM153 199V198H152ZM5 200V201H6ZM66 200V199H65ZM72 200V199H71ZM79 200H81V199H79ZM83 200V199H82ZM64 201V200H63ZM87 201V200H86ZM112 201V200H111ZM117 201V200H116ZM116 201H114V202H116ZM120 201V200H119ZM138 201H139V199H138ZM15 202V203H14ZM61 201H59V203H60ZM93 202V201H92ZM140 202H141V200H140ZM145 202H147V201H145ZM43 204L44 205V208H42L43 209V211H42V209H41V211L42 212H39V211H37V209L35 210V208H36V205H38V204ZM62 203V202H61ZM85 202H83V204H84ZM122 203H125L124 201L123 202H121V204ZM94 204V203H93ZM143 204V203H142ZM155 204H158L157 202H155ZM108 205V204H107ZM137 205V204H136ZM202 205V204H201ZM59 206H61V204L59 205ZM90 206V205H89ZM94 206H96V204L94 205ZM87 207V206H86ZM151 207H153V206H151ZM172 207V206H171ZM96 207H94L93 209H94V211L96 210L95 209ZM122 208V207H121ZM40 209V208H39ZM90 210L92 209V207L90 206V208H89ZM115 209V208H114ZM119 209V208H118ZM58 210H59V208H58ZM94 211H93V213H94ZM187 211V210H186ZM223 212V211H222ZM24 213H28L29 215H33V218H31L30 220H28V221H25V222H19V221H17L18 219V217L21 215V214H24ZM150 214V213H149ZM155 214V213H154ZM154 214L152 215V216H154ZM199 214V213H198ZM28 215V216H29ZM108 215V214H107ZM184 215H185V213H184ZM195 215V214H194ZM27 216V217H28ZM175 216V215H174ZM198 216V215H197ZM155 217H156V214H155ZM181 217V216H180ZM217 218H218V215L216 216ZM113 218V217H112ZM192 218V217H191ZM202 218V217H201ZM206 218V217H205ZM212 217H210V218H208V220H210ZM214 218V217H213ZM14 220V224H13V226H16V228H14V229H12L11 230V228L9 229L8 228V225H9V222H10V220ZM22 219V218H21ZM55 219V218H54ZM57 219V218H56ZM104 219V218H103ZM108 219V218H107ZM164 219H166V218H164ZM169 219V218H168ZM176 219V218H175ZM195 219V218H194ZM200 219V218H199ZM105 220V219H104ZM110 220V219H109ZM177 220V219H176ZM182 220H183V218H182ZM196 220V219H195ZM214 220V219H213ZM38 221H43L44 223H45V226H46V228H45V230L44 229H38V227H37V222ZM60 221V220H59ZM100 221H102V220H100ZM156 221V220H155ZM188 221V220H187ZM197 221V220H196ZM195 221V222H196ZM55 222V221H54ZM109 222V221H108ZM153 222H154V220H153ZM176 223H177V221H175ZM174 222V223H175ZM210 222V221H209ZM216 222V221H215ZM218 222V221H217ZM43 223V224H44ZM59 223H61V222H59ZM180 224H181V222H179ZM198 223V222H197ZM211 223V222H210ZM213 223V222H212ZM23 224H25V227H24V225ZM40 224V223H39ZM110 224V223H109ZM217 224H219V223H217ZM68 225V224H67ZM155 225H157V224H155ZM174 224H172V226H173ZM59 226H61V225H59ZM158 226V225H157ZM160 226V225H159ZM158 226V227H159ZM180 226V225H179ZM196 226V225H195ZM213 226V225H212ZM41 227V226H40ZM100 227H102V228H104L105 227V224H103V223H101L100 224ZM109 227V226H108ZM174 227V226H173ZM194 227V226H193ZM26 228H28V229H30L29 230V238H28V240H27V242L25 243V244H13L12 245V247L10 246V248L9 247H7L6 246V248L4 249L3 247H1V244H2V242H5L6 243V241H8V240H12V241H14V240H16L17 239V237H18V235L20 234V232H22L23 230H25ZM57 228H59V227H57ZM64 228H66V227H64ZM187 228V227H186ZM185 228V229H186ZM218 228V227H217ZM60 229H62V228H60ZM59 229V230H60ZM123 229V228H122ZM158 229V228H157ZM163 229V228H162ZM175 229V228H174ZM190 229V228H189ZM195 229V228H194ZM213 229V228H212ZM216 229V228H215ZM66 230H68V229H66ZM82 230V229H81ZM124 230V229H123ZM176 230H178V231H174V230H172V231H170V232H167L166 230H162V232H161V234H163V235H165L164 237H166V235L168 236V237H173V236H178V237H182V233H181V231H179V228H177ZM91 231V230H90ZM140 231V230H139ZM186 231V230H185ZM116 232H118V231H116ZM124 232H126V231H124ZM150 232H151V230H150ZM158 233H159V231H157ZM213 232H214V230H213ZM52 233H55V231L54 232H52ZM86 233V232H85ZM112 233V232H111ZM139 233H141V232H139ZM152 233V232H151ZM150 233V234H151ZM157 233V234H158ZM47 234V233H46ZM50 234H51V232H50ZM98 234V233H97ZM100 234V233H99ZM98 234V235H99ZM121 234V233H120ZM133 234V233H132ZM137 235L136 236H138V232L136 233ZM160 234V235H161ZM169 234V235H168ZM52 235V234H51ZM67 235V234H66ZM89 235V234H88ZM125 235H126V233H125ZM197 235V234H196ZM87 236V235H86ZM107 236V235H106ZM116 236V235H115ZM122 236V235H121ZM131 236V235H130ZM56 239L57 238H59V233H56ZM54 237V238H55ZM62 237V239H63V236H61ZM88 237V236H87ZM90 237V239H91V236H89ZM133 237V236H132ZM140 237V236H139ZM161 237H162V235H161ZM168 237H166L167 238V241H168ZM19 238V237H18ZM21 238V237H20ZM27 239V238H26ZM121 239V238H120ZM131 239H133V238H131ZM10 240V241H11ZM23 240V239H22ZM106 240V239H105ZM134 240V239H133ZM143 240V239H142ZM160 240H161V238H160ZM172 240V239H171ZM175 240V239H174ZM90 241V240H89ZM93 239L90 241L91 243H92V245L94 246L95 244H93ZM112 241V240H111ZM165 241V240H164ZM18 242V241H17ZM175 242V241H174ZM112 243V242H111ZM119 243H120V240H119ZM165 243H166V241H165ZM140 244V243H139ZM161 244H162V241H161ZM7 245V244H6ZM91 245V244H90ZM114 245V244H113ZM119 245V244H118ZM104 246V245H103ZM122 246V245H121ZM113 247V246H112ZM115 247V246H114ZM71 248V247H70ZM93 248V247H92ZM100 249V248H99ZM102 249V248H101ZM114 249V248H113ZM93 250V249H92ZM98 250V249H97ZM70 251V250H69ZM156 251V250H155ZM258 251V250H257ZM101 252V251H100ZM9 254L10 256L11 255H14V254ZM93 253V252H92ZM118 253V252H117ZM125 253V252H124ZM130 253H133V252H130ZM136 253V252H135ZM115 255H116V253H114ZM137 254V253H136ZM17 255V254H16ZM44 255V254H43ZM132 255H134V254H132ZM138 255V254H137ZM5 256V255H4ZM62 256H61V259H62ZM69 256V255H68ZM43 257H45V256H43ZM117 257V256H116ZM138 257V256H137ZM144 257V256H143ZM147 257V256H146ZM152 258H153V256H151ZM157 257V256H156ZM46 258V257H45ZM64 258H67V257H65L64 256ZM122 258H124V257H122ZM139 258V257H138ZM142 258V257H141ZM145 258V257H144ZM151 258V259H152ZM43 259V258H42ZM71 259V258H70ZM159 259V258H158ZM68 260V259H67ZM102 260V259H101ZM128 260V259H127ZM132 260V259H131ZM156 260V259H155ZM43 261V260H42ZM49 261V260H48ZM57 261H58V259H57ZM56 261V263H58V264H62V263H64V262H66V260L64 261V259H62L61 261H58L57 262ZM106 261H108V260H106ZM109 261H111V260H109ZM162 261V260H161ZM51 262H52V260L50 261V263L49 264H51ZM102 262H105V261H102ZM124 262V261H123ZM140 262V261H139ZM144 262V261H143ZM147 262V261H146ZM159 262V261H158ZM157 262V263H158ZM134 262H132V264H133ZM159 263H161V262H159ZM0 264H9L7 261H3L1 258H0ZM102 264H104V263H102ZM108 264V263H107ZM155 264V263H154ZM166 264V263H165Z\"/></svg>",
	"mask_w": 264,
	"mask_h": 264
}]
</instances>
